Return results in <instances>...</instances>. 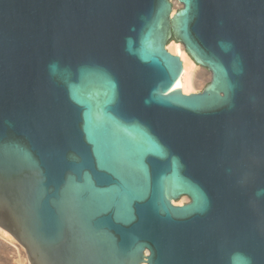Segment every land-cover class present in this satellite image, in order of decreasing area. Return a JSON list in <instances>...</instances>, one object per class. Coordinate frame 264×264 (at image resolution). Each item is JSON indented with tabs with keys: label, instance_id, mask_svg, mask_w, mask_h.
<instances>
[{
	"label": "water",
	"instance_id": "water-1",
	"mask_svg": "<svg viewBox=\"0 0 264 264\" xmlns=\"http://www.w3.org/2000/svg\"><path fill=\"white\" fill-rule=\"evenodd\" d=\"M0 228L29 264H264V0H0Z\"/></svg>",
	"mask_w": 264,
	"mask_h": 264
},
{
	"label": "bare ground",
	"instance_id": "bare-ground-1",
	"mask_svg": "<svg viewBox=\"0 0 264 264\" xmlns=\"http://www.w3.org/2000/svg\"><path fill=\"white\" fill-rule=\"evenodd\" d=\"M174 10L175 8L172 9L171 15H173ZM166 49L169 53L178 56L182 62V73L178 78V80L176 81V83L173 85L172 89H180L184 94H189L195 91L193 88L194 85L203 84L207 80L209 81V78H203L201 75H199L196 72L195 69L196 65L186 55L182 46L179 43L171 42L170 44L167 45ZM0 237L3 238V240L8 242L9 244L13 245L14 247L17 246L16 241L6 231L2 230L1 228H0ZM17 251L19 252L20 250L17 249Z\"/></svg>",
	"mask_w": 264,
	"mask_h": 264
},
{
	"label": "rangeland",
	"instance_id": "rangeland-1",
	"mask_svg": "<svg viewBox=\"0 0 264 264\" xmlns=\"http://www.w3.org/2000/svg\"><path fill=\"white\" fill-rule=\"evenodd\" d=\"M172 6H173V9L175 8L174 11H176L179 8L178 4L175 1H172ZM171 42H169V44ZM195 69H196V72L199 75H201L203 78H209V74L207 73V71H205L201 67L196 65ZM207 83H208V80L203 84L194 85L193 88L195 91L192 93L200 92ZM187 201H188L187 198L182 197L178 201H176L174 204L183 205L187 203ZM16 245H17L16 246L17 248L9 244L5 240H3V238L0 237V264H29L24 249L22 247L20 248L17 242H16ZM17 249H19L20 251L18 252Z\"/></svg>",
	"mask_w": 264,
	"mask_h": 264
}]
</instances>
